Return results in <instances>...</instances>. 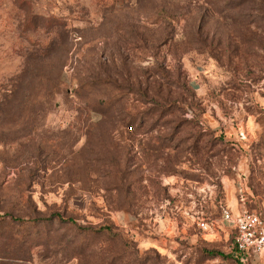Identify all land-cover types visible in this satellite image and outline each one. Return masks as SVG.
Segmentation results:
<instances>
[{
    "label": "rangeland",
    "instance_id": "374dc122",
    "mask_svg": "<svg viewBox=\"0 0 264 264\" xmlns=\"http://www.w3.org/2000/svg\"><path fill=\"white\" fill-rule=\"evenodd\" d=\"M224 210L264 217V0H0V264H237Z\"/></svg>",
    "mask_w": 264,
    "mask_h": 264
},
{
    "label": "built area",
    "instance_id": "2783aa9c",
    "mask_svg": "<svg viewBox=\"0 0 264 264\" xmlns=\"http://www.w3.org/2000/svg\"><path fill=\"white\" fill-rule=\"evenodd\" d=\"M223 217L233 225V249L243 253V260L248 255L264 257V217L261 213L243 210L234 216L224 210Z\"/></svg>",
    "mask_w": 264,
    "mask_h": 264
},
{
    "label": "trees",
    "instance_id": "16d2710c",
    "mask_svg": "<svg viewBox=\"0 0 264 264\" xmlns=\"http://www.w3.org/2000/svg\"><path fill=\"white\" fill-rule=\"evenodd\" d=\"M18 221H21L22 219L17 218ZM48 221L52 222H60V223H65L67 225L72 226L75 228L79 233L85 236H95V237H103L107 236L110 238H114L117 243H123L124 238L122 234L119 231H115V229L108 224H102V225H81L77 222V220L71 216H64L60 213H53L50 218L47 219ZM45 221V220H42ZM211 256H221V257H230L237 264H247V260H243L242 256L243 253L237 251L236 249H233L230 253L224 254L223 252L219 251H209L208 252ZM251 256V255H250ZM249 256V257H250Z\"/></svg>",
    "mask_w": 264,
    "mask_h": 264
}]
</instances>
